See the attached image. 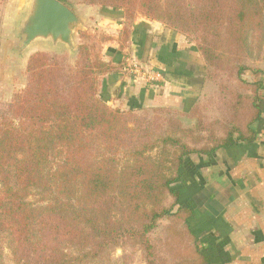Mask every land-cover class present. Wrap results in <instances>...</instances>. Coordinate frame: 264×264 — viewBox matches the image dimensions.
Listing matches in <instances>:
<instances>
[{
  "label": "trees",
  "instance_id": "16d2710c",
  "mask_svg": "<svg viewBox=\"0 0 264 264\" xmlns=\"http://www.w3.org/2000/svg\"><path fill=\"white\" fill-rule=\"evenodd\" d=\"M82 2L123 7L127 17L139 10L195 39L216 90L208 104L178 111L191 120L184 126L171 108L111 107L99 77L113 67L92 62L85 45L74 63L65 49L32 52L25 87L0 102V262L5 242L15 264H123L112 254L135 242L147 264H163L158 235L175 247L168 264H211L195 209L173 184L192 155L257 137L264 84L243 75L260 72L247 50L264 35V0Z\"/></svg>",
  "mask_w": 264,
  "mask_h": 264
},
{
  "label": "crops",
  "instance_id": "0c3cea01",
  "mask_svg": "<svg viewBox=\"0 0 264 264\" xmlns=\"http://www.w3.org/2000/svg\"><path fill=\"white\" fill-rule=\"evenodd\" d=\"M113 10L102 7L101 12L109 15ZM103 13L101 17L106 18ZM121 36L115 40L118 45L109 42L103 53L105 57L102 55L113 70L101 76L100 87L103 96L112 94L114 107L136 108L135 104L144 102L154 91L153 104L166 102L172 93L170 100L183 101L189 109L202 95L208 85L202 75L204 60L185 36L159 21L145 18L136 21L127 37ZM128 49L137 55L145 51L147 73L150 74L148 68L152 65L161 69L154 78L150 74L153 81L157 80L155 84L134 85L122 61L119 62ZM254 66L260 70L259 74L250 70L246 77L264 84V57ZM136 80L142 79L138 76ZM150 86L158 90L149 89ZM261 93L264 98V86ZM121 103L126 106L122 107ZM260 107L262 116L252 124L257 133L254 140L239 141L214 154L192 155L182 177L174 183L178 186L173 184L180 192V187L186 188L188 201L183 203L195 209L192 226L211 264H264V99Z\"/></svg>",
  "mask_w": 264,
  "mask_h": 264
},
{
  "label": "rangeland",
  "instance_id": "374dc122",
  "mask_svg": "<svg viewBox=\"0 0 264 264\" xmlns=\"http://www.w3.org/2000/svg\"><path fill=\"white\" fill-rule=\"evenodd\" d=\"M25 1L26 0H0V102L10 101L16 92H18L19 90L25 87L27 83V74H26L27 59L32 52L37 50H46V49L54 50L52 47L35 46L29 48L26 52H24L19 48L22 41V36L18 32V27L20 20L24 16V10L22 9L24 7ZM65 2L66 4H68L67 5L68 7L74 10L75 13L82 18L81 20L84 26L82 31L77 32L75 34V46H76L75 50H70L67 49L66 47L60 48V50L61 49L66 50L67 54L70 56L71 63L75 62L77 57L76 55L78 53V47L79 45L82 44L87 47L88 57L92 62H101V64H105V65L110 64L107 61H105L102 57V55L105 57L103 53L105 52L104 50L106 49L107 44H109L110 42V43H115V45H118L119 42L118 41H117L118 43L115 42L118 36L120 35L123 36L124 34H127L128 36L130 32L134 30V25L137 20L139 21L140 18L147 19L144 15H142L141 11L139 10H136L132 14H129L130 16L127 17L126 16L127 12L125 8L119 6L95 5L96 7L93 8L82 9L78 7L80 4L89 5V6L91 5L87 3H83L82 0H65ZM102 7L105 8L108 7L114 9L113 10L114 12L112 14L110 13L109 15L105 14L101 12ZM102 13L103 15H106V18L101 17ZM121 14L122 17L124 18L122 20H121ZM182 35L185 36L189 42H193L195 44L196 48L198 49L201 55L197 41L195 39H191L190 37H188L183 33ZM112 38L113 40H111ZM223 46L225 48L224 51L231 53L233 48L231 39L226 37L223 41ZM247 53L251 67H255L254 66L255 63L264 57V35L259 36L258 39H256L254 36L250 39ZM145 55L146 53L144 50L142 51L141 54L137 55L135 54L134 51H132V49H128L126 50V56L122 57L119 62L122 61L123 68L124 67L127 68V70L125 71L129 75V77L133 79L132 82L134 83V85L142 83L144 87H147L148 85L155 84L154 81L157 80L155 79L153 81L152 80L153 78H150V74L151 75L158 74L157 72L160 68L152 65L150 68H148V70L151 71L150 74L147 73V68L145 64L147 60ZM127 58H129L130 60L127 61ZM225 60H227V58H225ZM128 63H131V65L133 66L127 67ZM133 63H137V64H133ZM232 64H233V59L229 56L226 65L232 66ZM134 65L137 66L138 68L137 71H135L136 67ZM247 73L248 71L245 72L243 77L246 80H249V77H246ZM101 76L99 77V94L102 98H104L107 101V103L111 107H114L113 104L115 103V101L113 99L112 94L108 93L106 97L103 96V90L100 87ZM138 76L142 80H136ZM148 88L158 90V88L155 87L151 88V86ZM215 90H216L215 84L208 83L202 95L198 98V103H200L201 101L203 104H208V96L214 94ZM153 93L150 94L149 97L144 102H141V104L139 103L138 104L139 106L135 104L136 108H132L129 110L139 111L140 109L137 108L151 110L154 107L171 108L175 110V113L173 114L174 117H176L177 120L181 121L184 126L188 125L191 122V120L184 117V114H180L178 112L179 110L180 111L186 110L185 107L186 103H184L183 101L178 102V101L170 100L169 98L173 97L171 93L166 102L164 101L163 103H159L158 105L153 104L154 102ZM129 98H133V96ZM120 105H122V107L126 106L122 103ZM209 105L210 108H213V103L209 102ZM174 186L177 187L178 185L174 184ZM180 189H181V202L187 203L188 197H187L186 188L183 185L182 187H180ZM152 239L156 242L157 253L163 257L162 259H160V262H162L163 264H168V255L170 250L175 248L174 245L170 243V241L168 242L166 236L163 237L157 235V236H153ZM2 245L3 247H2L0 264H15V262L11 257L10 250L6 246V243L3 242ZM112 258L115 260H120V258H122L124 260L123 264H147L146 259L144 258V253L142 248L139 247L138 244H136L135 242H129L126 243L123 248L122 247L117 248V250L112 254Z\"/></svg>",
  "mask_w": 264,
  "mask_h": 264
},
{
  "label": "water",
  "instance_id": "95a60500",
  "mask_svg": "<svg viewBox=\"0 0 264 264\" xmlns=\"http://www.w3.org/2000/svg\"><path fill=\"white\" fill-rule=\"evenodd\" d=\"M83 28L81 18L62 1L28 0L18 27L19 48L24 52L35 46L75 50V34Z\"/></svg>",
  "mask_w": 264,
  "mask_h": 264
},
{
  "label": "built area",
  "instance_id": "2783aa9c",
  "mask_svg": "<svg viewBox=\"0 0 264 264\" xmlns=\"http://www.w3.org/2000/svg\"><path fill=\"white\" fill-rule=\"evenodd\" d=\"M128 60H130V59L127 58V61H128ZM133 64H137V63H133ZM130 66H133V65H131V63H128V64H127V67H130ZM134 66L136 67V70H135V71H137V69H138L137 66H136V65H134ZM124 69L127 70L126 67H125ZM152 77L154 78V74L152 75Z\"/></svg>",
  "mask_w": 264,
  "mask_h": 264
}]
</instances>
